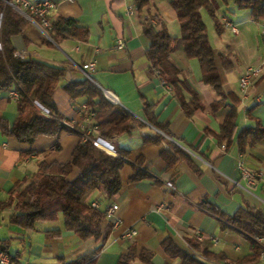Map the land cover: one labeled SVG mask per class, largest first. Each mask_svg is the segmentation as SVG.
<instances>
[{
	"label": "crops",
	"instance_id": "obj_1",
	"mask_svg": "<svg viewBox=\"0 0 264 264\" xmlns=\"http://www.w3.org/2000/svg\"><path fill=\"white\" fill-rule=\"evenodd\" d=\"M52 1L54 7L48 12V19L73 18L78 26L88 29V38L82 41L69 36L47 37L45 29L33 18L21 33L12 36L14 56L36 58L64 69L52 99L58 115L76 125V129L53 136L38 135L32 143L19 141L6 132L18 114L17 98L9 94L10 89L0 92V242L11 260L15 264H67L100 244L91 237L81 239L72 229L64 227L60 212L54 218L37 221L33 228L21 227L9 220L15 212L14 202L7 204L12 187L34 173L39 161L70 160L74 147L83 139L82 134L88 131L99 136L90 115L95 107L86 103L85 96L71 99L63 88L67 82L86 77L81 65L90 60L95 65L89 79L114 95L118 104L136 119L128 132L107 139L115 147L128 150L127 161L119 170L120 189L110 197L99 190H90L83 197L85 203L98 202L102 211L108 203L117 204L115 214L104 217L102 231L107 225L110 231L92 264H116L130 245L135 246L136 253L130 264H142L137 255L142 248L152 252V264H181L179 257L172 258L164 251L162 242L167 239L185 251L190 241L197 243L232 262L249 254V238L200 203L207 202L227 215L241 206L264 212V137L249 141L241 151L237 138L242 127H254L257 122L264 126V72L245 97L238 85V78L247 66L264 65L261 36L264 19L253 20L249 9L237 8L233 0H213L215 19L221 26L218 32L214 18L205 8L200 9L214 63L219 68L227 67L221 86L226 96L222 97L201 80L199 60L187 57L178 40L169 60L188 80L201 104L194 108L189 101L191 95L184 91L191 110L187 114L173 88L152 69L146 56L149 40L142 32L144 20L149 19L156 28L160 27V21L170 35L180 37V25L170 0H149L140 11L134 8L132 0ZM129 6H133L131 13ZM223 18L232 22L236 31ZM118 37L124 41L122 48L115 45ZM229 93L235 94L239 101L235 105L232 139L224 147L225 142L219 140L218 134L233 104ZM215 102L221 104L213 108ZM145 103L149 106L145 107ZM152 122L164 127L167 134ZM238 156L261 173L259 185L252 193L232 182L238 179L235 166ZM137 159L142 160L140 166ZM135 167L144 175L131 180ZM77 174L78 169L73 167L67 178ZM167 181L172 182L174 189L165 185ZM114 216L120 218L116 226ZM131 228L136 234L124 238V231ZM248 264H264V256Z\"/></svg>",
	"mask_w": 264,
	"mask_h": 264
},
{
	"label": "trees",
	"instance_id": "obj_2",
	"mask_svg": "<svg viewBox=\"0 0 264 264\" xmlns=\"http://www.w3.org/2000/svg\"><path fill=\"white\" fill-rule=\"evenodd\" d=\"M132 1L137 11L149 2V0ZM233 2L237 8L249 9L253 20L264 19V0H233ZM170 5L175 10L180 25V37L170 35L160 21H158L160 27L156 28L149 19H145L142 32L149 40L146 56L160 79L173 88L182 109L190 114L191 110L184 97V91L191 95L189 101L194 108L201 107L199 97L181 71L169 60L170 52L174 44L178 40L181 41L185 55L199 60L201 80L225 97L221 86L227 67L219 68L214 63V52L208 40L200 9L205 8L214 18L216 31L220 32L221 26L215 19L213 0H170ZM27 22L28 19L20 12L0 0V92L12 88L18 92L16 99L18 114L11 129L6 132L19 141L32 143L38 135H57L63 130L76 129V125L72 124V127H69L64 122L70 123L58 115L52 99L53 91L59 78L64 74V69L36 58L14 56L12 36L21 33ZM47 33L53 39L69 36L82 41L89 35L86 27L78 26L75 19L67 17H57L52 20L51 29ZM63 88L71 99L85 96L86 103L95 107L92 118L99 136L104 139L128 132L132 128L131 122H136L134 116L118 103L109 101L102 90L87 77L67 82ZM227 96L232 98L233 104L224 117L218 134L219 140L225 142L224 147L232 139L235 128V105L239 101L233 93ZM34 101L47 108L49 114L44 113ZM220 104L215 102L212 106L215 108ZM144 106L149 105L145 103ZM152 123L165 135L167 134L164 127ZM262 137H264V126L258 122L254 127H242L237 134L240 151L249 141ZM113 147L114 154L95 146L91 139H82L74 147L70 160L39 161L37 170L18 181L10 190L7 204L14 202L15 208V212L9 217L10 222L24 228H33L37 221L54 218L57 212H60L64 227L72 229L79 238L91 237L100 241L94 249L67 264H92L100 251L101 243L110 231V225L102 231L104 211L91 206L90 203H85L83 197L90 190H99L106 197H110L120 189L119 170L127 161L128 150L114 145ZM177 152L184 155L181 150ZM136 161L140 166L142 160ZM73 167L78 169V174L68 179L67 175ZM143 175L144 172L139 167H135L130 179L135 180ZM200 204L249 238L251 252L236 262L254 263L259 260L262 244L257 238L264 237V212L260 208L241 206L232 215H227L207 202L202 201ZM1 246L4 249V246ZM162 247L168 256L179 257L182 260L181 264H212L217 258L225 259L223 255L214 254L191 241L187 251L180 249L169 239L162 242ZM135 255V246L130 245L128 252L121 255L116 264H130ZM137 255L142 264H152L150 250L142 248Z\"/></svg>",
	"mask_w": 264,
	"mask_h": 264
},
{
	"label": "built area",
	"instance_id": "obj_3",
	"mask_svg": "<svg viewBox=\"0 0 264 264\" xmlns=\"http://www.w3.org/2000/svg\"><path fill=\"white\" fill-rule=\"evenodd\" d=\"M1 1L4 4L10 5L14 9H16L28 20L33 21V18H36L39 27L45 29L46 33L49 29H51V21L48 19V12L50 9L54 7V3L52 0H1ZM132 9L133 6L128 7V11L130 13L132 12ZM223 21L226 25H228L232 29V31H236L237 28L232 22L226 20L225 18H223ZM261 36L262 38H264V25L261 26ZM47 37L50 36L47 35ZM115 45L118 48H122L124 46V41L120 37H118L115 39ZM94 65H95L94 60L87 61L81 65V68L84 70L87 78L91 79L90 72L94 69ZM262 72H264V65L259 63V64L247 66L244 69V71L240 74L238 78V85L243 97H245L247 90L260 78ZM102 92L104 96L111 102L115 103V101H117L116 97L112 95L108 90L102 89ZM9 94L14 98L18 97V92L16 89H10ZM34 102L37 106L39 105L38 107L44 113L49 114L47 108L42 106L37 101ZM83 109L86 110L87 108L83 106ZM90 115H92V112L90 113ZM64 122L69 127H72V123H68L66 121ZM93 127L96 128V125H94ZM82 138L91 139L95 146L109 153L112 154L115 153L113 144L101 136H92L87 131L84 134H82ZM235 166L238 172V179H232L233 184L244 191H248L252 193L259 185V181L261 179V173L248 167L241 156H238V158L236 159ZM165 185L169 189H174V186L170 181H167ZM90 205L95 208H99V203L96 201H92ZM116 209H117V204L108 203L104 207L103 211L106 216H112L115 214ZM119 222H120V218L118 216H114L113 225L116 226L119 224ZM135 234H136V230L131 228L124 231L122 236L124 238H132ZM197 238L199 239L201 238L200 233H197ZM257 240L262 244V249L260 251V257H261L264 256V237H258ZM0 264H15L11 260L6 250L2 248L1 242H0ZM212 264H248V263L245 262L238 263L229 260H214L212 261Z\"/></svg>",
	"mask_w": 264,
	"mask_h": 264
},
{
	"label": "water",
	"instance_id": "obj_4",
	"mask_svg": "<svg viewBox=\"0 0 264 264\" xmlns=\"http://www.w3.org/2000/svg\"><path fill=\"white\" fill-rule=\"evenodd\" d=\"M115 103H118V101H115ZM39 106V105H38Z\"/></svg>",
	"mask_w": 264,
	"mask_h": 264
},
{
	"label": "rangeland",
	"instance_id": "obj_5",
	"mask_svg": "<svg viewBox=\"0 0 264 264\" xmlns=\"http://www.w3.org/2000/svg\"><path fill=\"white\" fill-rule=\"evenodd\" d=\"M110 101V100H109ZM114 103V102H113Z\"/></svg>",
	"mask_w": 264,
	"mask_h": 264
}]
</instances>
